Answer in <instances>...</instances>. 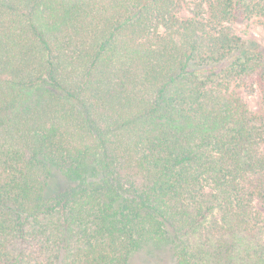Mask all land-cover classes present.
I'll return each instance as SVG.
<instances>
[{
	"label": "trees",
	"instance_id": "1",
	"mask_svg": "<svg viewBox=\"0 0 264 264\" xmlns=\"http://www.w3.org/2000/svg\"><path fill=\"white\" fill-rule=\"evenodd\" d=\"M248 20L264 0H0V264H264Z\"/></svg>",
	"mask_w": 264,
	"mask_h": 264
},
{
	"label": "rangeland",
	"instance_id": "2",
	"mask_svg": "<svg viewBox=\"0 0 264 264\" xmlns=\"http://www.w3.org/2000/svg\"><path fill=\"white\" fill-rule=\"evenodd\" d=\"M235 26L238 34L242 36L247 43L257 42L264 46V25L259 22L248 20L242 23H237ZM243 96L252 111L256 113L259 111L261 112L262 102L258 93H243ZM56 178L58 188L64 187L67 184V180L62 175L56 173ZM256 207L264 212V200L257 199ZM144 258L145 256L141 255L140 259L142 260ZM138 263H143V261Z\"/></svg>",
	"mask_w": 264,
	"mask_h": 264
}]
</instances>
